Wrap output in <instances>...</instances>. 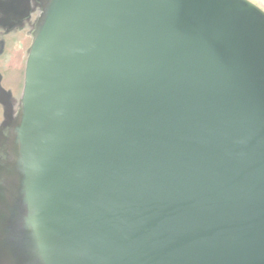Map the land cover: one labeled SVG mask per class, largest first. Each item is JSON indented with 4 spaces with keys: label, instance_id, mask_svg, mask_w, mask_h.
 <instances>
[{
    "label": "water",
    "instance_id": "1",
    "mask_svg": "<svg viewBox=\"0 0 264 264\" xmlns=\"http://www.w3.org/2000/svg\"><path fill=\"white\" fill-rule=\"evenodd\" d=\"M41 1L4 263L264 264V9Z\"/></svg>",
    "mask_w": 264,
    "mask_h": 264
},
{
    "label": "rangeland",
    "instance_id": "2",
    "mask_svg": "<svg viewBox=\"0 0 264 264\" xmlns=\"http://www.w3.org/2000/svg\"><path fill=\"white\" fill-rule=\"evenodd\" d=\"M252 1L264 9V0ZM5 16L8 17V15ZM37 20L38 18L35 21L37 22ZM34 26L29 29L30 32L26 35L16 34L9 37L0 48V147L6 146L7 152L6 158H0V163L4 160V164H0V172L11 157L10 149L14 126L20 110L25 60ZM1 76L3 77L1 78ZM3 258L0 253V259L4 263Z\"/></svg>",
    "mask_w": 264,
    "mask_h": 264
},
{
    "label": "flooded vegetation",
    "instance_id": "3",
    "mask_svg": "<svg viewBox=\"0 0 264 264\" xmlns=\"http://www.w3.org/2000/svg\"><path fill=\"white\" fill-rule=\"evenodd\" d=\"M41 2V0H0L2 3L0 5V48L9 37L16 34L26 35L30 32L29 29L33 27L36 18L39 17L38 10H42ZM5 15H8L9 18ZM5 17L7 18L5 19ZM5 147H0V158L7 156ZM0 164H4V160ZM1 181L0 178V184Z\"/></svg>",
    "mask_w": 264,
    "mask_h": 264
},
{
    "label": "trees",
    "instance_id": "4",
    "mask_svg": "<svg viewBox=\"0 0 264 264\" xmlns=\"http://www.w3.org/2000/svg\"><path fill=\"white\" fill-rule=\"evenodd\" d=\"M38 13H39V16H40L41 10H40V11L38 10ZM36 23H37V22H35L34 25H36ZM34 27H35V26H34ZM33 30H34V29H33Z\"/></svg>",
    "mask_w": 264,
    "mask_h": 264
}]
</instances>
